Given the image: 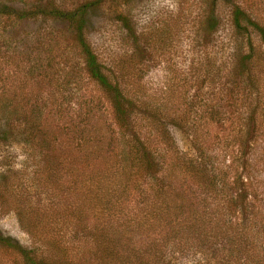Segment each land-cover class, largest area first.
<instances>
[{
	"label": "rangeland",
	"instance_id": "1",
	"mask_svg": "<svg viewBox=\"0 0 264 264\" xmlns=\"http://www.w3.org/2000/svg\"><path fill=\"white\" fill-rule=\"evenodd\" d=\"M86 1L0 0V6L70 11ZM235 7L264 28V0H103L87 10L83 26L97 63L124 95L149 111L179 117L177 126L166 128L181 158L198 159L195 146L202 143L205 169L217 180L226 170L230 181L242 161L248 165L244 177L255 182L256 194L234 217H223L226 237L216 243L195 240L183 251L172 247L161 229L152 232L143 224L138 193L116 201L121 219L100 215L93 185L101 181L106 191L115 183L121 157L111 150L117 134L65 21L38 14L34 19L0 16V234L30 259L0 246V264H236L226 243L240 232L253 240L249 256L256 264L263 259L264 46L251 28L244 34L234 30ZM211 14L214 29L208 25ZM246 54L254 66L253 88L233 72ZM89 106L93 111L85 117ZM149 119L133 111L130 126L144 136ZM79 131L86 139L76 146L91 153L86 162L71 149L70 136ZM48 144L54 145L61 173L47 161ZM69 163L70 171L65 170ZM101 225L121 236L113 238L121 240L113 254L119 260L106 261L100 255L104 245L90 240ZM238 247L239 257L246 256Z\"/></svg>",
	"mask_w": 264,
	"mask_h": 264
},
{
	"label": "trees",
	"instance_id": "2",
	"mask_svg": "<svg viewBox=\"0 0 264 264\" xmlns=\"http://www.w3.org/2000/svg\"><path fill=\"white\" fill-rule=\"evenodd\" d=\"M101 1L103 0L86 1L70 11H59L51 6L23 11L2 5L0 6V16L15 20L34 19L38 14L47 19H62L67 24V28L73 33L82 56L86 76L98 85L99 91L111 111L113 128L117 134V144L114 147L116 149L115 151L111 150L112 155L121 157H118V165L114 172L115 183L110 187V190L102 191L101 181L96 182V187L93 185L96 196L100 198L98 205L100 215L108 221H112L113 217L118 215V218L121 219L123 213L115 205L116 201L125 200L124 198L127 197L129 192H135L142 200L138 209L142 207L144 210L142 213L145 215L143 224L152 232L161 229L166 241L169 240L170 244H173L172 247L183 251L189 246H193V242L199 239L211 240L216 243L217 240L225 238L227 235L223 217L229 216L228 219L234 217L236 212L240 211L241 207L243 210L248 205L249 200L253 199L256 194L255 182L253 183L252 180L244 177L248 165L245 160L242 161L240 171H236L230 181L227 179L226 170L222 172L224 176H221V180H217L213 174H209L205 169L208 166L202 160L208 158L203 155V151H200V148L204 146L202 143L196 142L197 146L195 148L200 153L198 159L185 160L181 158L175 151L174 143L166 128V124L177 126L179 117L174 116L172 113H163L160 111L162 109L156 108L158 112L160 111V114L154 109L149 111L141 101L128 98L115 82L109 80L83 37V26L87 10L95 8ZM215 1L212 0V3L214 4ZM231 24L239 34L247 33V30L251 28L259 35L264 46V28L258 25L257 22L250 20L237 7L231 10ZM208 25H210V28H215V18L212 14L208 18ZM250 56V54L242 56L234 66L233 72L235 77H245L248 82L247 87L253 88L255 82L251 75L254 66L248 65ZM95 109L98 111V107ZM92 111L89 106L84 112V116L87 117ZM133 111L148 115L150 118L145 122L148 130L144 136L136 131L137 127L133 130L130 126L129 116ZM72 133L70 138L71 141L74 140L73 143L78 142L80 144L81 139H86V136L83 137V133L81 134L80 131L77 134ZM76 143L71 146V149L74 147L81 160L86 162L91 153L81 145L76 146ZM47 151V161L52 165L53 171L56 173L63 172L64 169L60 170L58 168V160L56 161L54 158V145L50 146L48 144ZM242 155L244 156V152ZM65 165L63 164L64 167ZM72 166L70 163L67 164L65 170L70 171ZM98 174L102 176L103 173L100 171ZM227 183H229L228 190L224 191V186ZM218 200L221 201L220 205L215 203ZM154 206L159 209V212ZM214 218H216V222ZM149 220L153 221L156 226L153 227ZM100 229L102 231L89 237L90 240H97L101 242L102 246L104 245L100 255L106 261L119 260V257L113 254L121 244V240L115 241L113 238H121V236L108 233L112 229L109 225L102 226ZM216 232L221 235V238H218ZM122 239L126 240L125 238ZM252 241L250 236L248 238L241 232L236 238H228L226 246L228 251L231 252L229 257L234 258L233 261H236V264H256V259L249 256L254 250ZM197 245L201 247L203 243ZM0 246L14 253L19 252L23 261H30L25 251L17 246L16 242L3 237L1 234ZM238 246H243L242 250L244 249L246 252L242 255L246 256L239 257L237 252L241 249ZM262 258V260L257 261V264L264 262V257ZM27 264L35 263L30 262ZM224 264H229V262Z\"/></svg>",
	"mask_w": 264,
	"mask_h": 264
}]
</instances>
